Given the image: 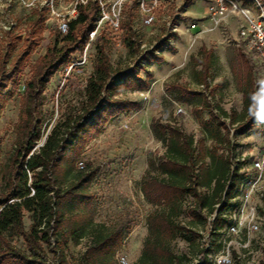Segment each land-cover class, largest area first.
Instances as JSON below:
<instances>
[{"label": "trees", "instance_id": "16d2710c", "mask_svg": "<svg viewBox=\"0 0 264 264\" xmlns=\"http://www.w3.org/2000/svg\"><path fill=\"white\" fill-rule=\"evenodd\" d=\"M78 14L68 22V32L63 36L61 48H49L33 66V74L26 82L22 99L18 137L11 165L4 170L8 177L6 189L0 193V264H74L69 254L70 243L79 244L89 236L86 250L76 259L78 264H118L117 247L119 232L108 230L94 222L86 207L88 195L86 183L92 174L76 170L75 164L93 130L123 111H131L136 104L116 98L125 88H148L135 71L118 76L103 46H98L94 70L85 88L86 102L83 109L68 115L54 124L43 145L36 147L44 137L41 110L48 81L68 61L70 55L83 51L96 28V20L102 15L98 1L77 5ZM48 8H34L28 19V33L21 46V36L13 38L7 52L0 53V109L5 101V90L12 83L17 85L31 54L40 44ZM198 29V28H197ZM199 30H197L198 32ZM201 68L197 71V84H209L211 69L216 62L212 48L200 50ZM233 70L243 94V107L219 112L211 110L206 98L207 117H199L203 137L196 139L182 125L161 120L151 125L155 137L165 146L159 157L148 159L142 191L150 203L156 206L147 217L149 234L142 254L134 264H189L192 257L170 247V241L178 233L192 231L191 254L204 252L198 243V228L205 226L208 216L216 210L219 215L215 228L223 229L231 219L225 212L238 205L231 202L240 193L239 185L245 173L232 170L238 144L231 138L230 125H236L234 136L242 135L260 122L264 104L260 97V84L256 67L243 51ZM11 58L10 66L6 63ZM122 78V84L117 83ZM185 92L187 88L179 85ZM229 121V123L227 122ZM230 124V125H228ZM71 149L66 161V151ZM66 162L63 172L60 165ZM242 167V164H240ZM191 207L183 208L191 198ZM190 216L191 228L178 221L185 213ZM25 212L32 222L27 229ZM22 237L26 248L14 244L15 237ZM45 246L58 255L48 263ZM222 244H219V251ZM200 264H209L205 259ZM264 264V260L261 261Z\"/></svg>", "mask_w": 264, "mask_h": 264}, {"label": "rangeland", "instance_id": "374dc122", "mask_svg": "<svg viewBox=\"0 0 264 264\" xmlns=\"http://www.w3.org/2000/svg\"><path fill=\"white\" fill-rule=\"evenodd\" d=\"M89 1L0 0V53L7 52L16 36L22 38L19 46L23 44L28 33L29 15L34 8H48L40 44L32 52L18 84L10 83L4 91L5 101L0 109V193L8 185V177L6 179L3 172L8 164L11 165L15 151L22 99L26 82L33 74V66L49 48L58 49L65 44L62 38L68 31L62 32L59 24L65 18H74L78 14L79 3L86 5ZM96 1L102 9V15L96 20L97 25L89 41L82 52L71 54L48 81L41 110L45 135L36 147L43 145L55 123L83 109L86 102L85 88L94 70L98 46L105 48L118 76L135 71L149 82L148 88L140 89L133 85L117 95L116 98L136 104L135 107L93 130L75 164L76 170H86L92 174L85 185L88 195L86 207L90 216L97 224L119 232L120 241L115 257L117 263L123 264L121 257H125L127 264H134L142 254L149 234L147 217L156 209L141 188L149 167L148 159L150 156L159 157L166 149L155 137L152 123L157 120L164 124L171 121L182 125L188 133L200 139L203 133L199 117H207L210 113L206 108V98L215 113L219 112L218 106L228 110L242 108V94L233 70L240 51L253 60L258 79L264 77V68L255 56L227 41L222 29L207 30L202 34L197 32L200 28L190 29L192 23L208 17L211 0ZM250 6L255 9L254 5ZM151 15H154V20L149 23L147 19ZM204 21L206 25L211 24L208 19ZM233 26L234 22L231 21V33ZM203 47L212 48L216 55V62L207 80L209 84H204V87L196 81L197 71L201 68L200 50ZM10 61L11 58L6 60L8 66ZM123 82L122 78L117 81L120 84ZM179 85L186 87L187 91L184 92ZM236 128V125H230L233 131ZM254 128L250 134L234 137L238 148L244 146L253 150L254 147H262L264 108L260 122ZM71 149L73 147L65 150L66 161ZM65 160L60 165L61 173L66 167ZM193 200L192 197L188 198L183 208L191 207ZM253 202L260 207L261 231L252 236L247 247L237 242L244 240L243 235L241 238L234 237L231 245H227L233 258L242 255L244 264H261L264 260V201L255 196ZM186 212L178 221L191 228L195 224ZM24 222L28 229L32 222L29 212H25ZM193 236L192 231L178 233L170 241V247L193 257L189 244ZM13 242L20 248H26L22 237L16 236ZM89 242V236H86L79 244L70 243L68 251L74 257V264H78L76 259L86 250ZM45 252L48 263L58 258L47 246Z\"/></svg>", "mask_w": 264, "mask_h": 264}, {"label": "built area", "instance_id": "2783aa9c", "mask_svg": "<svg viewBox=\"0 0 264 264\" xmlns=\"http://www.w3.org/2000/svg\"><path fill=\"white\" fill-rule=\"evenodd\" d=\"M251 4L255 9L250 6ZM207 13V18L211 20L213 26H202L200 32L222 29L227 41L260 59L264 65V0H211ZM70 19L65 18L59 24L62 32L68 31ZM232 19H236L237 22L235 33L230 32L229 26H231ZM153 20L154 15L147 19L149 23ZM197 26H199V22H194L190 29L197 28ZM201 86L205 85L201 84ZM231 132V135H234L232 129ZM234 137L237 136H233V141H235ZM238 168L240 172L245 173V177L238 186L239 195L231 201H238V205L225 212V215L231 219L230 223L223 229L215 228L214 221L219 215V203L216 204V210L208 216L206 225L198 229V243L204 252L196 253L189 264H200L205 259L209 264H244L242 255L233 258L227 245H231L234 237L243 235L244 240L241 239L237 242L247 247L252 236L261 231L260 207L253 202V199L255 196H259L264 201V136L262 147L253 158L244 153L234 156L232 170ZM223 237L225 238L223 239ZM219 244H222L220 251ZM121 262L127 264L126 258L121 257Z\"/></svg>", "mask_w": 264, "mask_h": 264}, {"label": "crops", "instance_id": "0c3cea01", "mask_svg": "<svg viewBox=\"0 0 264 264\" xmlns=\"http://www.w3.org/2000/svg\"><path fill=\"white\" fill-rule=\"evenodd\" d=\"M208 18H206V19H199V20H197V22H201V24H199V26H197V28H201L202 26H205V27H210V26H213L212 25V22H211V20L210 19H208L210 22H211V24L210 25H206V24H204V20H207ZM231 21H233L234 22V26H233V30H232V32L234 33V31H235V23H236V25H237V22H236V19H232ZM204 32H206V31H201L200 32V30H199V33L200 34H202V33H204ZM189 33L191 34V35H194L190 30H189ZM197 34V33H196ZM201 36V35H200ZM258 59V58H257ZM259 60V62L262 64V62L260 61V59H258ZM262 66H263V68H264V65L262 64ZM259 84H260V97H261V100H262V102H263V104H264V77H260L259 78ZM241 92V91H240ZM241 94H242V92H241ZM224 107V106H223ZM242 107H243V94H242ZM225 108V107H224ZM225 109H227L228 110V108H225ZM242 108H240V110H241ZM240 110L238 109V111L240 112ZM254 129L255 128H253V129H251V130H249L248 132H247V134H250V133H252L253 131H254ZM262 146V145H261ZM260 148V146L257 148V147H254L253 148V150L251 149V147H249V148H247V147H245L244 148V146L242 147V148H237L238 150H241V151H243L242 153H244V154H250L251 156L250 157H252L253 158V156H255L256 154H257V152L259 151L258 149ZM255 149V150H254Z\"/></svg>", "mask_w": 264, "mask_h": 264}]
</instances>
